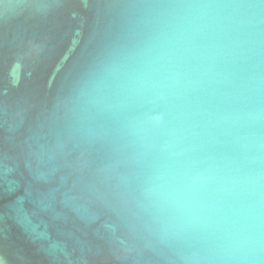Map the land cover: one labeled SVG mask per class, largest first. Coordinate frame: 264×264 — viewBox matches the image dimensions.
<instances>
[{"label": "water", "instance_id": "obj_1", "mask_svg": "<svg viewBox=\"0 0 264 264\" xmlns=\"http://www.w3.org/2000/svg\"><path fill=\"white\" fill-rule=\"evenodd\" d=\"M0 264H264V0H0Z\"/></svg>", "mask_w": 264, "mask_h": 264}]
</instances>
